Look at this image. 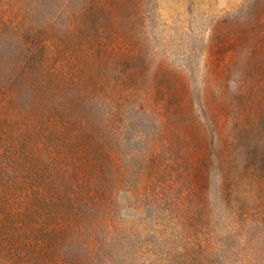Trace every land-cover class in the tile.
<instances>
[{
	"label": "rangeland",
	"instance_id": "374dc122",
	"mask_svg": "<svg viewBox=\"0 0 264 264\" xmlns=\"http://www.w3.org/2000/svg\"><path fill=\"white\" fill-rule=\"evenodd\" d=\"M0 264H264V0H0Z\"/></svg>",
	"mask_w": 264,
	"mask_h": 264
}]
</instances>
